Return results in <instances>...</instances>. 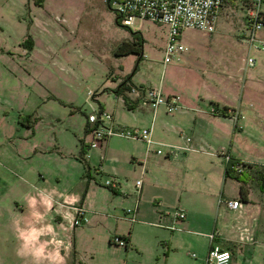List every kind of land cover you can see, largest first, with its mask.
Listing matches in <instances>:
<instances>
[{"label":"crops","instance_id":"1","mask_svg":"<svg viewBox=\"0 0 264 264\" xmlns=\"http://www.w3.org/2000/svg\"><path fill=\"white\" fill-rule=\"evenodd\" d=\"M103 1L113 10L107 17L117 22L118 15L110 0ZM229 7L230 1L222 5L215 32L221 33L231 24L227 20ZM244 29L245 23L242 39ZM131 38V31L119 34L116 45ZM26 42L29 54H33L36 39L31 37ZM167 68L166 65L159 77H137L131 80V86H156L164 94L178 93V109L167 111L160 105L154 110L141 104L138 97L131 99L129 89L125 91L128 105L123 95L110 86L115 97L110 111L114 124L151 126L154 140L182 147L172 152L167 145L112 134L102 144L90 148L84 161L79 154L90 138L87 116L93 110L106 109L104 103L97 108L90 102L92 110L84 112L85 119L65 123L59 130L63 133L61 139L56 136L48 141L60 152L54 157L59 161L56 168L39 163L47 146L36 139L28 150L17 151L16 158L13 157L22 175L19 182L9 186L12 196L0 194V264H77V238L87 229H100L104 242L108 240V246L118 255L117 264H134L129 262L128 255L133 251L131 244L140 249L135 231L141 224L136 222L146 220L148 227H157L148 228L149 231H155V235L162 232L159 242L163 250L167 247L161 255L152 253L147 264H206L210 245L207 233L212 230L218 231L215 240L231 251L229 264H264V191L258 175L264 161L259 158L256 142L243 135L246 126L260 113L253 81L246 82L241 73L233 71L214 75L193 70L189 77L192 86L187 84L188 75L184 73L178 77L177 85L174 81L170 85L165 79ZM124 74L113 76V83L121 81ZM208 78L219 81L227 95L219 97L215 90L203 89L199 83ZM30 125L35 132L37 123ZM159 146L163 147L161 153L156 151ZM221 148L243 163L244 179L225 176ZM196 156L209 163V179L202 185L204 188L182 181L177 174L182 164ZM91 166L95 174L91 173ZM137 178L142 179L139 192L135 186ZM108 180H113V185H108ZM253 181L259 187L255 195ZM220 198H238L242 204L231 208ZM75 205L83 208V219L72 225ZM135 205L136 220L122 217L126 206ZM179 207L186 211L184 219L175 217ZM116 233L127 243L113 242Z\"/></svg>","mask_w":264,"mask_h":264},{"label":"rangeland","instance_id":"2","mask_svg":"<svg viewBox=\"0 0 264 264\" xmlns=\"http://www.w3.org/2000/svg\"><path fill=\"white\" fill-rule=\"evenodd\" d=\"M243 3L244 0H230L227 20L231 24L221 33L183 29L181 38L189 49L164 66L165 24L150 19H136L127 26L117 23L107 17L113 10L103 0H0V194L12 196L10 184L21 179V167L13 159L17 151H26L35 139L39 140L47 146L39 163L56 168L59 161L54 157L60 152L48 141L63 136L59 131L62 126L85 119L84 112L92 110L90 102L97 108L104 103L111 112L115 97L110 86L116 87L122 81L114 84L113 76L125 73L121 79L129 75L130 81L142 76L159 77L166 65L165 79L170 85H177L178 77L184 73L188 75L187 84L192 86L189 77L193 70L214 75L233 71L241 73L246 82L253 81L260 113L246 126L243 135L256 142L259 158L264 161V47H249L247 39L240 37L246 12ZM130 31L143 36L141 59L136 53H114L117 36ZM259 34L264 38V25ZM31 37L36 39L33 54H29L25 41ZM248 56L254 58L253 65L246 63ZM199 85L215 90L219 97L227 95L215 78ZM35 122L36 130L32 132L30 124ZM208 166L204 157L196 156L176 171L182 181L204 188L202 185L209 179ZM91 173L95 174L92 166ZM251 187L255 195L259 187L254 181ZM147 221L136 222L141 224L135 231L140 249L131 244L130 263L143 264L152 253L161 255L167 251L159 242L162 232L155 235V231H149L148 228L157 227H148ZM77 242V264L119 262L100 229H87Z\"/></svg>","mask_w":264,"mask_h":264},{"label":"built area","instance_id":"3","mask_svg":"<svg viewBox=\"0 0 264 264\" xmlns=\"http://www.w3.org/2000/svg\"><path fill=\"white\" fill-rule=\"evenodd\" d=\"M228 1L230 0H110V3L122 24L132 25L136 19H150L166 25V40L162 56V63L165 64L189 49L188 45L181 38L183 29L197 28L207 32L214 31L220 9ZM263 1L244 0L243 3L246 7L244 35L249 43V47H264V38L259 34L260 29L264 25ZM246 63L253 65L254 58L248 56ZM128 92L132 95L131 99L138 97V101L141 104L149 105L154 110L160 105L165 106L167 111H174L180 107V95L178 93L164 94L160 87L132 85ZM87 121L86 131L89 133L90 138L83 144V156L85 159L90 148L102 144L105 138L112 134L140 138L148 144L158 143L159 145H167L172 152L182 147L177 144L154 140L151 126L116 125L113 123L112 113L103 108L90 112L87 116ZM187 140H189V137H187ZM156 151L158 153L163 152V147H157ZM220 153L224 157L226 164L231 162L232 155L226 148H221ZM230 167L237 173H242L244 170L243 163L238 160L231 162ZM113 183V180L107 181V184L110 186ZM141 183V178L135 180L137 192L140 190ZM220 201H224L231 208H239L242 204L238 198H220ZM73 208L75 213L71 224H80L83 219V208L79 205H75ZM136 209V205L125 208L122 217L132 221L136 220ZM175 217L177 219H184L186 217L185 209L182 207L177 208L175 210ZM171 226L173 227V225ZM207 235L210 239V245L205 258L206 264H229L231 251L215 240L218 236V231L212 230ZM112 241L121 245L127 243L126 239L117 233L112 236Z\"/></svg>","mask_w":264,"mask_h":264},{"label":"trees","instance_id":"4","mask_svg":"<svg viewBox=\"0 0 264 264\" xmlns=\"http://www.w3.org/2000/svg\"><path fill=\"white\" fill-rule=\"evenodd\" d=\"M117 22L121 24L119 18H117ZM132 32V38L131 39H123L120 41L114 48V53L116 55H125L128 53H136L138 54V59H140L143 55V36L138 31H131ZM29 39V38H27ZM27 39L25 41H27ZM131 86V81L129 75L125 76L122 81L112 90L117 94H122L125 101L128 103L129 97L125 93L127 89H129ZM130 105V103H128ZM84 153V147L81 149L79 157L82 160H86L83 156ZM236 161L235 158L232 157L231 162ZM227 163L225 166V176H234L238 178L239 180H242L245 178L243 173H237L230 167V163ZM87 164V163H86ZM89 173L87 172L86 176H88ZM259 180H260V188L264 191V165L259 166L258 170ZM243 191V189H242Z\"/></svg>","mask_w":264,"mask_h":264}]
</instances>
